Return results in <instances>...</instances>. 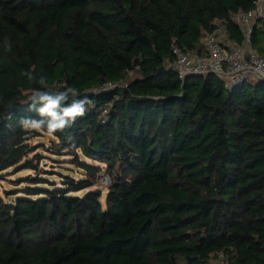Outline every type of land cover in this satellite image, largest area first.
I'll return each instance as SVG.
<instances>
[{"label":"trees","instance_id":"obj_1","mask_svg":"<svg viewBox=\"0 0 264 264\" xmlns=\"http://www.w3.org/2000/svg\"><path fill=\"white\" fill-rule=\"evenodd\" d=\"M256 1L0 0V114L13 116L0 122V173L44 158L32 138L49 133L16 121L37 115L28 97L40 85L24 72L92 100L50 134L81 177L49 188L30 176L21 195L0 193V264H264V80L229 87L167 66L174 38L204 54L219 21L242 45L234 17ZM250 41L264 57V16ZM106 81L122 85L90 90ZM86 159L111 175L104 201L91 188L102 167Z\"/></svg>","mask_w":264,"mask_h":264},{"label":"built area","instance_id":"obj_2","mask_svg":"<svg viewBox=\"0 0 264 264\" xmlns=\"http://www.w3.org/2000/svg\"><path fill=\"white\" fill-rule=\"evenodd\" d=\"M264 16V3L257 0L253 8L247 11H239L235 14V20L239 23L244 40L242 45H226L215 34L206 33L203 39L205 53L201 54L181 46L176 39L172 41L173 60H167V66L171 68L181 80H185L188 75H205L216 73L221 76L229 87L243 84L251 79L264 80V57L260 56L251 45L250 37L254 24ZM122 85L121 82L106 81L99 87H93L91 91L114 88ZM109 111V104L102 106L101 117L105 120V115ZM105 177H110L109 172L98 176L97 180L101 186L108 187L111 183H105ZM224 254H218L222 259Z\"/></svg>","mask_w":264,"mask_h":264},{"label":"clouds","instance_id":"obj_3","mask_svg":"<svg viewBox=\"0 0 264 264\" xmlns=\"http://www.w3.org/2000/svg\"><path fill=\"white\" fill-rule=\"evenodd\" d=\"M4 46L11 49L12 45L8 38H4ZM23 75L29 81H35L40 85L33 88L29 94V111H34L37 115L16 118L17 125L25 131H41L49 134L64 132L70 128L77 118L83 117L92 104V100L87 96H81L76 87L61 85L57 89L49 87L44 76L37 79L31 72H24ZM62 89V90H60ZM11 113L0 114V122L11 121ZM8 128L14 125L5 124ZM110 177H105L104 182L110 183Z\"/></svg>","mask_w":264,"mask_h":264},{"label":"rangeland","instance_id":"obj_4","mask_svg":"<svg viewBox=\"0 0 264 264\" xmlns=\"http://www.w3.org/2000/svg\"><path fill=\"white\" fill-rule=\"evenodd\" d=\"M32 143L35 145H38V149L36 152H41L44 156L42 161L40 162V167H38L37 170H31V169H21L20 171H17V169L11 168L8 171H4L0 173V193L3 194L7 198V194L5 192H9L10 196L16 197L18 195H21L22 193L18 190L21 187H25L27 184H30L28 181V177L32 176L33 178H36L37 176H42L43 178H48L50 182L56 183L54 184H48L43 183L38 185H43L49 188L54 187H64L65 184L63 183V175L65 174L67 176L73 177L78 179L82 175V170L78 167V165L75 163V161L72 160V156L70 154H67V152L60 151L61 148L58 149H52L51 146V135L50 134H42L38 135L32 138ZM90 163L100 164L102 167L101 173L102 175L104 173H107L108 170L105 167L104 164L98 161H94L92 159H86ZM42 170H48L44 173ZM102 188L103 189V196L102 201L105 200V193L108 187L101 186L100 182L98 180L96 181V185L92 186L91 188ZM86 190L79 191V192H73L74 194H82ZM15 192L17 194H15ZM11 197H8V199Z\"/></svg>","mask_w":264,"mask_h":264},{"label":"crops","instance_id":"obj_5","mask_svg":"<svg viewBox=\"0 0 264 264\" xmlns=\"http://www.w3.org/2000/svg\"><path fill=\"white\" fill-rule=\"evenodd\" d=\"M262 2L264 3V0H262ZM215 34L226 45L238 44L234 38L230 37L231 33L222 21L218 22V28L216 29Z\"/></svg>","mask_w":264,"mask_h":264},{"label":"water","instance_id":"obj_6","mask_svg":"<svg viewBox=\"0 0 264 264\" xmlns=\"http://www.w3.org/2000/svg\"><path fill=\"white\" fill-rule=\"evenodd\" d=\"M10 204H11L12 206H14L13 201H10Z\"/></svg>","mask_w":264,"mask_h":264}]
</instances>
